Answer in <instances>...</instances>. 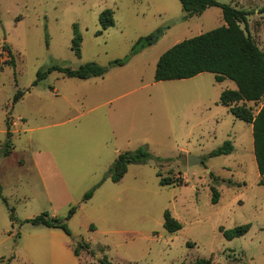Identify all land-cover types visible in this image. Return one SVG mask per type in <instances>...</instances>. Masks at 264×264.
I'll list each match as a JSON object with an SVG mask.
<instances>
[{"label": "rangeland", "instance_id": "1", "mask_svg": "<svg viewBox=\"0 0 264 264\" xmlns=\"http://www.w3.org/2000/svg\"><path fill=\"white\" fill-rule=\"evenodd\" d=\"M218 1L248 12L241 25L264 50V0ZM106 8L115 23L97 35ZM183 15L180 0H0V264H100L104 255L114 264H191L203 256L213 264H264V175L253 128L219 102L235 81L218 82L210 71L155 79L165 50L225 24L220 6ZM75 23L81 56L72 49ZM159 26L167 27L159 40L131 54L138 38ZM124 57L126 64L103 76L55 70L33 84L52 64L109 65ZM18 89L25 92L14 102ZM263 102L264 96L246 105L257 113ZM8 115L14 147L4 155ZM227 139L232 153L209 156ZM141 145L165 159L130 164L119 181L106 176L119 152ZM189 154L202 161L188 163ZM171 168L187 183L161 185L158 171L168 175ZM73 205L71 235L28 221L44 211L65 217ZM166 209L180 230L164 228ZM247 222L250 229L233 239L219 230ZM82 239L94 253L75 255Z\"/></svg>", "mask_w": 264, "mask_h": 264}, {"label": "trees", "instance_id": "2", "mask_svg": "<svg viewBox=\"0 0 264 264\" xmlns=\"http://www.w3.org/2000/svg\"><path fill=\"white\" fill-rule=\"evenodd\" d=\"M184 11L183 19H188L193 15L201 14L210 6H220L222 9L225 24L214 27L205 32L199 33L189 38H185L170 48L165 50L159 57L155 68L156 80L183 79L195 76L204 71L214 73L216 81H224L229 78L235 81L236 88H225L220 93L219 102L225 105L228 110L237 118L242 119L252 125L254 154L259 173L264 175V102L257 113L246 105L247 101H258L264 96V50L256 43L250 33L242 27L241 23H247L245 10L236 8L229 3H221L218 0H180ZM101 28L96 32L101 35L105 29L114 25V11L111 8L104 9L99 15ZM167 27L159 26L149 34L138 38L132 47L131 54L148 47L159 40ZM82 34L77 23L74 24V36L72 39V49L75 54L81 56ZM11 57L10 63H14L13 52L9 44L4 42L1 46ZM129 57L116 58L110 61L109 65H103L96 61H87L76 68L52 64L37 71V78L33 84L45 79L51 72L60 71L68 77L89 79L103 76L111 65H124ZM2 68V66H1ZM24 90L18 89L14 96V102L24 95ZM6 139L3 143L2 151L4 155H9L13 149L12 124L9 115L6 118ZM232 140L227 139L221 145L212 149L209 156L230 154L234 150ZM163 160L164 157L152 153L148 146L141 145L135 150H125L118 153L114 162L109 166L107 175L113 181H119L128 170V166L133 163L146 162L150 159ZM160 184L182 185L186 180L175 175L174 169H170L168 175H163L158 171ZM231 183V180L229 181ZM264 179L260 180L263 183ZM100 183L92 187L84 194V200H88ZM212 202L217 203L219 191L215 185L211 186ZM5 202L6 199L4 198ZM77 205L70 207L65 217L51 215L44 211L30 221L34 225L62 228L67 234L72 232L66 220L74 215ZM11 218L15 219L14 208L12 207ZM164 228L169 232H176L182 228V223L175 218L169 209L164 211ZM251 227V223H243L231 228L220 226L219 230L227 239H233L244 235ZM191 243V242H190ZM86 250L94 253L91 244L82 239L78 241L73 251L75 255H80ZM100 264H114L104 255L98 259ZM1 263V261H0ZM191 264H213L211 257H198Z\"/></svg>", "mask_w": 264, "mask_h": 264}, {"label": "water", "instance_id": "3", "mask_svg": "<svg viewBox=\"0 0 264 264\" xmlns=\"http://www.w3.org/2000/svg\"><path fill=\"white\" fill-rule=\"evenodd\" d=\"M198 161H202V157H199V156H194V155H191L189 154L188 155V163H195V162H198Z\"/></svg>", "mask_w": 264, "mask_h": 264}, {"label": "crops", "instance_id": "4", "mask_svg": "<svg viewBox=\"0 0 264 264\" xmlns=\"http://www.w3.org/2000/svg\"><path fill=\"white\" fill-rule=\"evenodd\" d=\"M237 87V86H236ZM228 88V87H227ZM224 90V89H223ZM222 92V91H221ZM229 111V110H228ZM230 112V111H229ZM128 171V170H127Z\"/></svg>", "mask_w": 264, "mask_h": 264}]
</instances>
